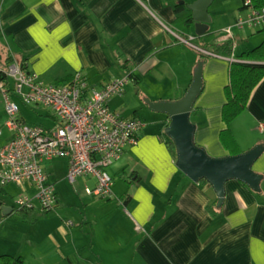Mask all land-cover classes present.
Returning <instances> with one entry per match:
<instances>
[{
  "label": "crops",
  "instance_id": "0c3cea01",
  "mask_svg": "<svg viewBox=\"0 0 264 264\" xmlns=\"http://www.w3.org/2000/svg\"><path fill=\"white\" fill-rule=\"evenodd\" d=\"M192 1L0 0V59L16 57L47 82H67L79 72L87 83L85 94L129 73L142 95L153 100L182 95L203 60V90L191 113L195 141L213 155H224L230 152L220 138L221 112L234 55L211 52L201 58L195 47L179 40H205L184 20ZM213 2L210 41L227 25L213 27L220 12ZM178 3H185L180 11ZM132 90L123 87L108 100L113 110L144 121L138 141L106 167L111 195L83 193L81 187L93 179L88 176L77 178L79 192L60 193L55 186L58 201L49 211H21L0 195V254L20 255L24 264H264V150L253 164L263 174L261 189L231 178L218 205L209 181H194L176 165V149L161 138L167 115L159 112L150 125L138 108L132 112L119 103L118 97ZM0 109L5 118L1 101ZM247 110L254 116L253 128L264 134V78ZM242 116L231 122L240 147L264 142V135L243 140L236 124ZM52 117L46 126L55 125ZM0 136L5 143L11 131ZM23 190L34 188L23 181Z\"/></svg>",
  "mask_w": 264,
  "mask_h": 264
},
{
  "label": "built area",
  "instance_id": "2783aa9c",
  "mask_svg": "<svg viewBox=\"0 0 264 264\" xmlns=\"http://www.w3.org/2000/svg\"><path fill=\"white\" fill-rule=\"evenodd\" d=\"M241 8L234 22L224 25L213 36L215 42L234 39V27L264 26V5L255 6L252 0H243ZM179 38L198 52H212L191 36ZM129 79V73L113 77L101 88L85 94L87 83L79 72L67 82H47L16 57L0 59V89L7 114L4 124L11 131L10 138L0 146V182L29 181L34 188L32 193L25 192L19 197L18 207L31 208L37 201L42 210L49 211L57 205L55 183L44 167L54 157L67 158V177L71 182L80 176L94 179L93 184H84L85 193L111 195L113 180L106 167L126 146L138 141L144 125L142 118L124 116L108 105L109 98L121 93ZM14 96L26 104L50 107L56 117L55 125L28 122L20 114ZM66 221L72 224L71 219Z\"/></svg>",
  "mask_w": 264,
  "mask_h": 264
},
{
  "label": "water",
  "instance_id": "95a60500",
  "mask_svg": "<svg viewBox=\"0 0 264 264\" xmlns=\"http://www.w3.org/2000/svg\"><path fill=\"white\" fill-rule=\"evenodd\" d=\"M213 0H194L187 3L191 17L189 24H194L197 35L207 33L208 23L212 20L209 6ZM203 60H199L194 68L193 76L185 92L175 98L150 99L146 101L149 107L167 115L164 131L171 138L176 149V165L192 180L204 178L209 181L216 192L218 205H221L225 195L226 181L231 178L240 179L252 189H261L263 174L254 169L255 160L264 150V142H258L237 153L213 155L195 141L196 123L191 119V113L196 99L203 90ZM3 209L12 207L2 204Z\"/></svg>",
  "mask_w": 264,
  "mask_h": 264
},
{
  "label": "rangeland",
  "instance_id": "374dc122",
  "mask_svg": "<svg viewBox=\"0 0 264 264\" xmlns=\"http://www.w3.org/2000/svg\"><path fill=\"white\" fill-rule=\"evenodd\" d=\"M242 1L243 0H214L213 3L218 4L220 8V12L217 13V17H215L214 19L213 27H221V25L223 24L233 23L235 17L233 15V12L231 14V9L234 8V12L236 14H239L242 11V8H241ZM233 31L235 34V38H234L235 48L234 49H235L236 54L240 53L242 50H248L252 48L256 44H258L264 37L263 32L258 31L257 28L234 27ZM193 40L195 42H198L199 45L203 46V44L201 43L198 37L194 38ZM205 55L207 56L208 54L205 53ZM10 80L12 83L14 82L12 78H10ZM151 81H152V78H151ZM129 86L133 87V90H132L133 92L128 94L127 97L125 98H121V96L120 98L118 97L119 103H121L124 106L125 105L128 106V108H130L132 112L135 110V108H138L140 113L144 115L145 119L147 120V123L150 125H153L151 124L152 120L156 117L161 116V114H159V112L152 110L149 107V104L146 101L148 97L145 95H142L143 91L140 90L139 88L137 89V87L134 85V81L132 78H130L129 81L125 84L124 90L127 89ZM149 88H153V87H149ZM14 97H15V100L19 103L20 114L28 122L41 123L45 125L53 122L52 114H54V112L51 111L52 109L50 107L45 106L43 104H36V103L26 104L19 97L17 96H14ZM114 97H117V95ZM0 101L4 106V100H3L1 89H0ZM247 107L234 118L236 119L243 113L242 119L240 120V118H238L236 124H237V128L241 130V135L245 142H249V140H252L253 138L257 136L264 135L263 133L257 132L253 128L254 123H255L253 120L254 116L251 112H248ZM2 112L3 110L0 109V129L10 134V130L4 124L7 114L5 118H3L1 116L2 114H4V112L3 113ZM120 112L121 111H119L118 113ZM241 121H242V124H241ZM2 138L3 137L0 136V144H3L5 141V140H2ZM245 142H243V144H246ZM67 165H68V162H67L66 157H54V159H52L51 161H47L44 163L45 169L48 170L50 180L54 181L55 186L60 193L62 191L79 192L77 181L75 183H72L67 177V172H66ZM81 179L82 178H79L78 181H80ZM88 181L90 184H93L94 182L93 179H89ZM81 191L84 193L83 186L81 187ZM23 193H25V191L23 190V182L22 183L21 182L20 183L8 182L6 184H2L0 182V195L7 196L9 199H11L13 203L17 206V208H18L17 200ZM33 208L40 209L37 201H35V207Z\"/></svg>",
  "mask_w": 264,
  "mask_h": 264
},
{
  "label": "trees",
  "instance_id": "16d2710c",
  "mask_svg": "<svg viewBox=\"0 0 264 264\" xmlns=\"http://www.w3.org/2000/svg\"><path fill=\"white\" fill-rule=\"evenodd\" d=\"M252 2L255 6L264 5V0H252ZM184 5L185 3H178L175 9L180 11ZM185 21L187 23L191 22V17L187 16ZM257 30L264 34V26L258 27ZM210 34L211 32H207L202 35L203 39H205L201 42L203 47L224 56H230L231 54L235 56H233L229 64V81L224 88L225 102L222 105L221 117L225 122V127L220 131V138L225 147L229 149L230 153H237L243 149L240 147L231 128V121L248 106L253 90L264 78V37L252 48L242 50L240 53L236 54L234 49V39L214 42L210 41ZM199 55L201 58L204 57V53L202 52H199ZM161 134V138L168 143L171 149L174 150L175 145L171 138L165 132H162ZM18 209L22 211L29 208L18 207ZM0 264H24V260L20 255L1 253Z\"/></svg>",
  "mask_w": 264,
  "mask_h": 264
}]
</instances>
